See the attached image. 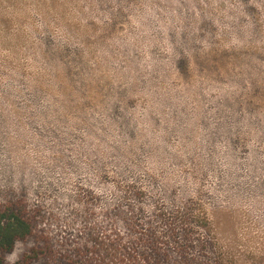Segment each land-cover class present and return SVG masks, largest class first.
I'll use <instances>...</instances> for the list:
<instances>
[{
  "label": "rangeland",
  "instance_id": "1",
  "mask_svg": "<svg viewBox=\"0 0 264 264\" xmlns=\"http://www.w3.org/2000/svg\"><path fill=\"white\" fill-rule=\"evenodd\" d=\"M19 200L81 245L123 209L160 264H264V0H0Z\"/></svg>",
  "mask_w": 264,
  "mask_h": 264
},
{
  "label": "trees",
  "instance_id": "2",
  "mask_svg": "<svg viewBox=\"0 0 264 264\" xmlns=\"http://www.w3.org/2000/svg\"><path fill=\"white\" fill-rule=\"evenodd\" d=\"M36 209L23 200L0 206V264H160L165 254L154 228L139 227L134 215L123 209L117 214L105 211V219H113L108 231L99 232L95 225L85 227L88 238L83 245L76 241L80 232L69 229L60 238L42 225L44 212ZM20 246L23 249L11 261ZM91 251L97 255L93 257Z\"/></svg>",
  "mask_w": 264,
  "mask_h": 264
}]
</instances>
